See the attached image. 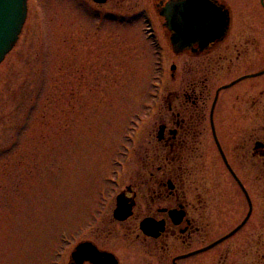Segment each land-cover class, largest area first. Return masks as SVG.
<instances>
[{"label":"rangeland","instance_id":"1","mask_svg":"<svg viewBox=\"0 0 264 264\" xmlns=\"http://www.w3.org/2000/svg\"><path fill=\"white\" fill-rule=\"evenodd\" d=\"M27 10L0 64V264H66L73 240L100 224L127 150L150 148L165 89L198 61L173 54L147 0H28ZM252 61L225 65L220 84ZM243 85L240 98L258 94ZM120 234L107 248L126 261L134 245Z\"/></svg>","mask_w":264,"mask_h":264},{"label":"flooded vegetation","instance_id":"2","mask_svg":"<svg viewBox=\"0 0 264 264\" xmlns=\"http://www.w3.org/2000/svg\"><path fill=\"white\" fill-rule=\"evenodd\" d=\"M168 1L147 0L165 30L159 14ZM209 1L228 14L224 38L204 51L197 45L180 54L172 49L198 64L165 89L150 148L127 150V160L117 162L101 225L73 240L66 264H264V52L249 51L264 47V0H238V7ZM248 57V70L220 84L225 65ZM176 70H170L173 82ZM248 81H255L258 94L240 98ZM232 138L240 154L231 149ZM132 157H138L134 165ZM119 208L124 221L115 218ZM118 232L134 245L126 261L107 248ZM97 255L114 262L93 260Z\"/></svg>","mask_w":264,"mask_h":264},{"label":"water","instance_id":"3","mask_svg":"<svg viewBox=\"0 0 264 264\" xmlns=\"http://www.w3.org/2000/svg\"><path fill=\"white\" fill-rule=\"evenodd\" d=\"M104 4L106 0H93ZM164 27L170 33V42L176 54L197 45L205 50L224 38L228 14L209 0H170L160 12ZM27 17V0H0V64L16 45ZM175 69L174 67L172 68ZM115 218L124 221L127 214L115 211ZM143 230L148 232L147 226ZM114 262L113 257L108 255ZM107 256H95L100 260Z\"/></svg>","mask_w":264,"mask_h":264}]
</instances>
